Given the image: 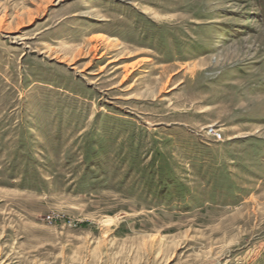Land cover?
I'll list each match as a JSON object with an SVG mask.
<instances>
[{
  "label": "rangeland",
  "instance_id": "obj_1",
  "mask_svg": "<svg viewBox=\"0 0 264 264\" xmlns=\"http://www.w3.org/2000/svg\"><path fill=\"white\" fill-rule=\"evenodd\" d=\"M0 264H264V0H0Z\"/></svg>",
  "mask_w": 264,
  "mask_h": 264
}]
</instances>
